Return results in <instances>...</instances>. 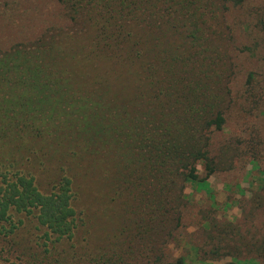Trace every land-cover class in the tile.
I'll return each mask as SVG.
<instances>
[{"label":"rangeland","instance_id":"rangeland-1","mask_svg":"<svg viewBox=\"0 0 264 264\" xmlns=\"http://www.w3.org/2000/svg\"><path fill=\"white\" fill-rule=\"evenodd\" d=\"M151 12L140 15L135 27L140 56L134 65H113L96 56L87 67L81 61L76 64L69 56L86 51L85 31L67 40L76 52L72 50L66 64L86 71L88 80L81 84L95 93L101 88L99 73L108 75L110 86L99 91L102 99L134 106L149 99L139 98L130 87L147 86L142 75L149 63L161 79L165 66L159 57L184 61L177 67L185 69L178 72L185 75V95L188 84L199 97L206 95L200 104L224 117L220 129L206 130L214 170L207 174L209 161H198L196 181H164L161 198L171 210L161 225L148 212L159 198L151 192L154 185L143 179H117L115 160L107 158L110 146H95L90 153L79 142L60 149L57 160L50 162L48 145L38 142L33 155L23 154L24 171H30L42 191L68 173L77 214L73 239L51 248L64 256L70 249L96 258L104 253L110 263L124 245L132 249L137 264H264V0H157ZM72 28L57 0H0V52L47 31L72 35ZM114 91L117 100L112 99ZM19 232V249L30 235L36 249L52 252L34 222H26ZM3 247L7 250L11 244ZM17 263L16 254L0 260Z\"/></svg>","mask_w":264,"mask_h":264},{"label":"trees","instance_id":"trees-1","mask_svg":"<svg viewBox=\"0 0 264 264\" xmlns=\"http://www.w3.org/2000/svg\"><path fill=\"white\" fill-rule=\"evenodd\" d=\"M57 1L73 26L72 35L60 29L47 31L33 41L0 52V260L16 254L17 264H137L132 249L124 245L113 254L111 263L104 260V253L97 258L80 255L76 249H70L68 256L54 253L51 246L69 244L66 242L73 239L77 227L72 179L68 173L62 174L51 189L42 191L30 171H24L23 154L33 155L38 142L44 143L49 150L46 158L54 162L62 153L60 149L79 142L90 153L95 146H110L107 158L115 160L117 179H143L154 185L151 192L159 198L148 212L160 223L171 210L161 198L166 179L196 181L198 161H209L207 174L213 172L206 130L211 126L220 129L224 117L221 111L200 104L206 95L199 97L188 84L185 95V75L178 74L185 69L177 67L185 62L177 57L158 56L165 66L163 78L155 77L149 63L142 75L147 86L130 85L139 98L149 97L140 105L104 101L99 91L110 85L108 75L101 72L98 93L82 86L88 76L86 71L74 70L79 61L84 67L94 56L110 59L113 65L136 63L140 44L135 41V27L140 24L139 16L151 12L157 0ZM83 31L89 36L86 51L73 58L69 54L75 50L67 40ZM68 56L76 60L74 66L66 64ZM198 84L194 82L195 87ZM112 99H118L116 91ZM26 222H34L42 231V243L51 253L36 249L30 235H25L23 249L16 246ZM5 243L11 244L7 250Z\"/></svg>","mask_w":264,"mask_h":264}]
</instances>
